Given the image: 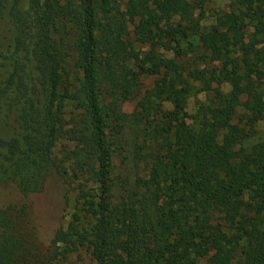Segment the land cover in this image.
Instances as JSON below:
<instances>
[{
	"label": "trees",
	"instance_id": "16d2710c",
	"mask_svg": "<svg viewBox=\"0 0 264 264\" xmlns=\"http://www.w3.org/2000/svg\"><path fill=\"white\" fill-rule=\"evenodd\" d=\"M22 1L0 0V22L14 32L0 102L17 125L0 136V185L21 198L0 207V264H50L79 250L95 264H264V141L253 140L264 122V0H229L208 29L195 13L201 0ZM143 77L158 80L138 111L104 110L105 97L139 96ZM195 85L211 98L192 134L151 119L166 117L164 103L181 109ZM128 122L152 147L132 201L117 202L111 158ZM51 178L71 214L45 246L26 199Z\"/></svg>",
	"mask_w": 264,
	"mask_h": 264
},
{
	"label": "rangeland",
	"instance_id": "374dc122",
	"mask_svg": "<svg viewBox=\"0 0 264 264\" xmlns=\"http://www.w3.org/2000/svg\"><path fill=\"white\" fill-rule=\"evenodd\" d=\"M202 8L197 10L196 15H202V25L204 29L212 24L214 17L222 12H228L230 8L229 0H201ZM23 5L27 0H23ZM176 19L169 21H159L161 28L170 27L175 23ZM13 28L7 17H4L0 22V58L2 55H8L7 50L13 44ZM182 47L186 45L182 43ZM159 53L167 58H172V54L160 49ZM1 61V60H0ZM33 67L32 63L28 64V71ZM158 77H143L141 78L142 88L139 96L128 101L115 100L110 98H103L102 103L104 110L107 111L109 106L113 103L117 106L119 113L130 116L138 111V102L141 100L145 91L153 89ZM1 82V77H0ZM264 95V82L260 83ZM224 92L229 91L228 86L222 87ZM211 95H206L199 91L198 85H195L193 90L182 99V108L176 109L170 103H164L161 107L163 115L152 114L151 119L154 118L155 123L166 126L168 124L174 126L176 129H184L189 134L195 130V122L193 120L194 114L198 107L203 102H206ZM71 105L68 104L67 112H71ZM143 126L136 127L130 122L126 123L117 138V143L114 147V152L111 158V174L113 192L116 201L123 202L132 201V194L136 191L135 183L138 178H144L147 172V166L141 160L143 154L148 151V146L152 144L145 141L142 134ZM17 132V125L13 117H5L4 109L0 102V136L9 138ZM264 141V122L258 124L254 132L253 140ZM253 143V142H251ZM64 142L59 141L54 149V156L60 159L59 154ZM63 185L56 178H51L44 191L40 194L30 196L26 199L28 205L29 219L34 227L37 236L41 243L45 246L49 245L54 233L61 227H66L69 216L71 214V206H67L64 198ZM21 198L17 193L15 185L5 183L0 185V207L10 203H19ZM50 264H95L85 250H79L72 254L66 261H55ZM200 264H210L206 259L200 261Z\"/></svg>",
	"mask_w": 264,
	"mask_h": 264
}]
</instances>
